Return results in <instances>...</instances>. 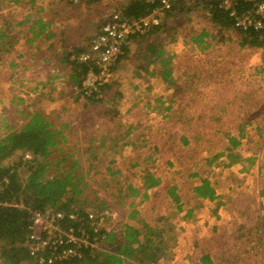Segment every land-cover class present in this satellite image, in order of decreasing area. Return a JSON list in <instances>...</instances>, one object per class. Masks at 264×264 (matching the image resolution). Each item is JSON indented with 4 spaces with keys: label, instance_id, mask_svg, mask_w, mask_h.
<instances>
[{
    "label": "rangeland",
    "instance_id": "374dc122",
    "mask_svg": "<svg viewBox=\"0 0 264 264\" xmlns=\"http://www.w3.org/2000/svg\"><path fill=\"white\" fill-rule=\"evenodd\" d=\"M24 1L0 0V28L8 30L7 40L11 37L17 39L11 52L0 48V133L8 131L10 125L17 127L21 124L23 112L40 110L48 114L66 138L60 144L61 149L54 151L53 159L66 154L68 164L78 162V171L88 185L85 193L94 202L103 199L109 209L116 212V228L119 230L129 225L143 229L142 240L147 232L145 224L156 231L164 230L166 247L152 264H167L168 252L176 248L173 236L178 232L177 221H182L181 212L195 203L189 191L194 178L188 173L196 171V164L185 166L188 168L181 174L183 170L179 168L182 165L181 162L178 164V155L181 159L191 158L189 147L196 154V112L210 113L212 111L208 110L212 104L224 102V97L216 94L215 88L233 93L227 97L232 108L245 110L251 107L255 110L264 99V74L258 70L264 46H240L237 31L233 28L220 30L208 16L201 0L189 14L164 19L167 20V31L159 40L172 57L174 85L164 84L152 76L159 71V65L152 63L140 45L134 42L130 44L128 55L114 65L113 79L99 98L101 101H93L77 96L73 91L69 78L71 68L65 54L57 57L61 50L56 54L52 47L49 49L53 43L58 47L60 39L44 37L46 27L41 37L46 44L40 43L38 47L29 41L32 34L26 21L48 19L51 10L66 4L65 10L70 17L65 20H70L65 22L68 38L63 40L61 49L66 51L69 46L71 50L77 47L85 51L108 17L114 11H121L120 7L127 0H35L36 3H22ZM18 22L25 23L19 26ZM202 30L214 36L213 46L204 51L190 40L194 33ZM73 58L76 56L71 55ZM196 90L204 92L201 98L196 95ZM157 99L166 103L161 104ZM170 104L171 110L166 109ZM261 104L264 106L263 102ZM262 108L250 111L249 118L256 119L260 115L264 118ZM212 115L216 116L215 113ZM208 129L225 130L223 127ZM229 129L237 131V128ZM182 135L190 139L188 148L183 145ZM158 145L164 148L162 153ZM222 145L218 142L215 148ZM155 147L159 151L156 152ZM168 162L175 164L171 166ZM201 170L203 173L205 169ZM147 171L163 174L167 184L181 181L182 186L177 190L181 202L169 201L166 196L169 185L156 194L144 195L145 192L148 194L142 183ZM128 185L140 192L129 195L126 192ZM133 211L138 213L131 218ZM193 213L188 214V219ZM247 241L244 238L226 240L229 252L221 251L219 256L214 254L216 264H264L260 252L250 253ZM100 245L103 247V242ZM187 255L191 257L185 264H195L196 250ZM134 262L143 264L131 260L132 264Z\"/></svg>",
    "mask_w": 264,
    "mask_h": 264
},
{
    "label": "trees",
    "instance_id": "16d2710c",
    "mask_svg": "<svg viewBox=\"0 0 264 264\" xmlns=\"http://www.w3.org/2000/svg\"><path fill=\"white\" fill-rule=\"evenodd\" d=\"M9 1L21 3L22 0ZM31 1L35 0H25L22 3H31ZM69 1L73 2V0ZM200 2L201 0L189 3L186 0H173L172 8L167 12L166 18H173L183 13L184 15L189 14ZM202 2L208 16L220 30L233 28L237 31L240 46L246 45L251 48L264 46V29L260 32L239 30L234 27V22L227 13L220 8V0H202ZM157 6V1L127 0L120 7L121 11L115 12H120L122 17L132 20L149 14ZM251 7V4L242 3L239 10L244 11ZM24 23L18 22L17 25L21 26ZM26 23L29 25L28 30L33 35V40L41 38L44 29L48 26V23L42 19L30 20ZM166 23L167 20H164L144 34L133 35L130 41L131 44L137 42L147 58L159 65L157 77L165 83L174 85L172 57L167 54L163 42L159 40L162 33L167 31ZM7 31L4 27L0 28V46H2L0 48L11 52L17 39L11 37L7 40L9 38ZM213 39V34L206 30L196 32L190 38L191 43L202 51L213 46ZM156 40L159 42L157 43ZM130 47V44L123 46L122 54L117 62L128 55ZM80 49L76 47L64 55L71 68L70 83L79 88L82 87L91 69L98 70L93 61L78 60V56L87 51ZM71 55H75L76 58L71 59ZM109 85H104L102 90L109 88ZM77 94L81 96L80 93ZM85 98L101 101L96 97L85 96ZM24 113L21 124L17 127L10 125L8 131L0 133V264H40L26 246L33 210L52 208L66 214L76 213L79 216L78 219H65L63 221L65 226L74 227L77 230L83 228L91 237H103L102 232L94 231V227L87 218V212L109 209L103 199L94 202L85 193L88 185L84 175L78 171V162L68 164L69 157L66 154L59 159H53L54 151L61 149L60 144L66 138L59 127L54 124L55 122L50 120L48 114L40 110ZM27 153L30 154L29 158H25ZM159 182V178L147 171L142 183L145 189H149L156 187ZM126 188V192L132 196L140 192L138 188L131 185ZM174 189H170L168 193L173 200L178 201ZM196 190L203 197L214 196V190L208 180H204ZM137 213L133 211L130 217H136ZM145 230L147 231L144 235L145 240L141 238L143 229L133 225L123 230L117 228L106 232L103 238H98V240L103 239V247H83L79 251V256L54 264H132L131 260L143 264L155 263L166 247L164 230H153L147 224H145ZM48 253L50 254V251Z\"/></svg>",
    "mask_w": 264,
    "mask_h": 264
},
{
    "label": "crops",
    "instance_id": "0c3cea01",
    "mask_svg": "<svg viewBox=\"0 0 264 264\" xmlns=\"http://www.w3.org/2000/svg\"><path fill=\"white\" fill-rule=\"evenodd\" d=\"M65 6L66 4L61 8L51 10L48 19L39 18L48 23L46 33L48 39L53 37L60 39L58 47L56 43L51 45L49 42L47 44V46L50 44L49 49L52 47L56 54L61 50V54L59 53L57 57L72 49L69 46L68 50L64 47L66 51L61 49L64 46L63 40L68 38L65 22L70 20H65L70 17L66 13ZM41 10L43 9L41 8ZM41 39L33 40L32 35L29 41L35 42L39 47L40 43L46 44ZM152 76L162 81L156 74ZM225 90L221 92L220 89H214L216 94L221 95V98L224 97V102L212 104L208 110L212 112L205 113L202 110L196 112V158L194 152L189 150L190 139L183 135L180 137L184 147H189L187 148L191 154L189 159H181L178 155V164L181 162L182 165L179 168L183 170L181 174L184 173L185 168H188L185 166L196 164V171L188 173L189 177L194 178L189 191H191L190 195L195 203L190 204L186 210L181 212L182 221H177L178 232L173 236L174 240L176 239V248H172V252L171 250L168 252L170 258L167 264L170 262L185 264L191 257H188L187 254L191 255L194 250L197 253L195 264H216L213 258L214 254L219 256L221 251L229 252L230 246L226 240L228 241L230 238L248 240L247 245L250 253L260 252L263 256L262 260H264V118L260 115L256 119H251L248 115L250 111H258L259 107L264 108L261 104L264 103V99L257 104L255 110L251 107L245 108V110L234 109L232 103L227 100L228 95L233 93ZM197 94L201 98L204 92L196 90ZM162 99H157V101L161 104L166 103ZM203 106L202 104L201 107ZM169 108L171 110V104L166 109ZM216 112H220V114ZM213 113L216 116H213ZM220 127L225 130L210 131L208 129ZM227 128H237V131L227 130ZM218 142L223 144L221 148H215ZM159 143L163 144L162 141ZM158 146L162 153L164 148L161 145ZM159 148L155 147L154 149L157 152ZM168 164L172 166L175 163L168 162ZM201 168L205 169L203 173ZM151 173L159 178L160 182L156 187L146 189L148 190V194L145 192L146 195H150L151 192L156 194L157 191H162L169 185L170 188H166V196L169 201H172L168 191L175 188L174 191L177 194V190L182 186L181 181L177 180L173 184H167L163 174ZM204 180H208L214 190V196L211 198L203 197L196 190ZM177 196L180 201L182 197L178 194ZM191 212L193 217L188 219V214Z\"/></svg>",
    "mask_w": 264,
    "mask_h": 264
},
{
    "label": "built area",
    "instance_id": "2783aa9c",
    "mask_svg": "<svg viewBox=\"0 0 264 264\" xmlns=\"http://www.w3.org/2000/svg\"><path fill=\"white\" fill-rule=\"evenodd\" d=\"M157 1L158 6L149 14L138 19L128 20L120 14L113 12L101 29L92 37L89 50L78 56L80 61H93L98 67L97 71L91 69L82 87L73 86V91L81 96L100 98L104 92L102 88L110 84L113 79V67L125 44H131L133 35L148 32L154 26L164 21L167 12L172 8L173 0ZM242 3L251 4L252 7L244 11L239 10ZM219 6L233 20L234 27L243 31L260 32L264 29V0H220ZM262 58L258 66L260 73L264 74V48L261 49ZM27 153L25 158H29ZM87 218L94 227L95 232L113 231L116 228V212L111 209L87 212ZM78 214L58 211L52 208L46 210H33L31 212L30 234L26 246L30 254L40 264H54L75 256H79L83 247H102L103 237H91L85 229H75L65 226V219L77 220ZM50 251V254L48 253Z\"/></svg>",
    "mask_w": 264,
    "mask_h": 264
}]
</instances>
